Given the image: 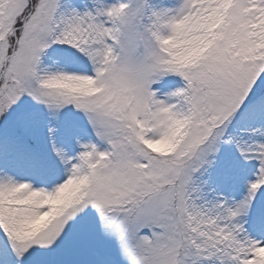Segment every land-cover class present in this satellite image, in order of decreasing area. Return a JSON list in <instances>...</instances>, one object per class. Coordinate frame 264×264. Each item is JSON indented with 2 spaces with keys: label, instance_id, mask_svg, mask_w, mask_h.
Listing matches in <instances>:
<instances>
[{
  "label": "snow or ice",
  "instance_id": "6c2138e0",
  "mask_svg": "<svg viewBox=\"0 0 264 264\" xmlns=\"http://www.w3.org/2000/svg\"><path fill=\"white\" fill-rule=\"evenodd\" d=\"M0 264H264V0H0Z\"/></svg>",
  "mask_w": 264,
  "mask_h": 264
}]
</instances>
